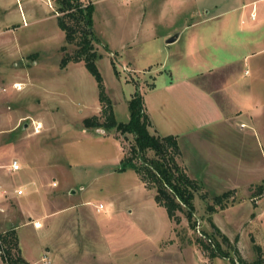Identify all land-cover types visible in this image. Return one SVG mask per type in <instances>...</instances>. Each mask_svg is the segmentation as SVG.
<instances>
[{
    "label": "rangeland",
    "instance_id": "obj_1",
    "mask_svg": "<svg viewBox=\"0 0 264 264\" xmlns=\"http://www.w3.org/2000/svg\"><path fill=\"white\" fill-rule=\"evenodd\" d=\"M82 1L95 5L94 46L102 55L97 64L107 93L115 101L118 122H128L130 113L124 100L149 88L151 66L158 68L157 64L164 63V68H172L177 55L185 51L187 33L177 30L174 35L180 32L181 39L167 48L162 36L148 38V25L137 21V7L131 12L125 7L129 0ZM235 2L184 0L182 15L191 18L190 10L194 17L195 9L206 4L231 6ZM57 10L54 0H0V86L8 89L0 99V166L17 160L31 170L29 175L21 172L11 177L12 182L6 181L8 175L4 174V180L1 176V182L9 185L0 186V232L21 227L18 232L27 257L36 261L46 248L43 264L52 260V264H238L235 249L243 259L254 261L251 236L264 249V222L257 218V212L264 211V194L260 198L252 195L264 180L237 184L231 178L239 180L238 174L243 177L250 172L264 179L261 134L252 138V152L233 153L243 164L234 168L233 175L229 168H221L227 164L228 153L221 150L220 137L209 138L203 152L215 156L212 163H191L193 154L185 153L187 173L202 188L194 201L195 226L183 212L178 213L181 223L177 225L156 203L155 190L135 171L118 172L133 137L119 135L114 129L106 132L83 127V119L101 114L97 83L84 63L60 68L65 55L61 48L66 43L58 26L62 13ZM237 15L233 12L231 16ZM160 29L163 35L166 25ZM261 42L253 49H260ZM128 44L132 47H126ZM66 48L68 54L75 50L73 45ZM127 60L136 72L129 69ZM262 60V53L247 60L243 69L248 74L239 82L252 84L264 99ZM163 80L159 78L158 84ZM258 123L264 130V112L259 113ZM217 160L221 162L213 163ZM29 182L37 184L25 186ZM19 183L25 195L15 197ZM232 189L236 190L235 199L225 209L211 211L213 197ZM38 223L46 229H35ZM208 237L229 257L210 259L198 244L200 238L208 241ZM73 242L80 249L61 261L59 248L64 252Z\"/></svg>",
    "mask_w": 264,
    "mask_h": 264
},
{
    "label": "crops",
    "instance_id": "obj_2",
    "mask_svg": "<svg viewBox=\"0 0 264 264\" xmlns=\"http://www.w3.org/2000/svg\"><path fill=\"white\" fill-rule=\"evenodd\" d=\"M129 1L124 2L125 7L129 12L137 7V21L141 26L148 25L149 39L162 36L166 39L168 48L172 46V43H169L171 38L175 37L173 43L181 39L183 34L180 35V32L174 35L177 30L187 33L185 51L177 55L172 68H164V63H159L156 65L158 68L151 66L153 69L148 71L149 79H153L151 85H154V89H145L144 96L153 125L163 136H177L183 156L186 152L193 154L191 163L194 164L212 163L215 156H205L203 152L207 151L205 146L210 141L209 138L220 137L221 150L228 153L225 157L227 164H221V168H229L232 172L230 175L235 174L234 168L242 167L243 164H240L241 158L234 156L233 153L236 152L239 156L242 150L252 152V138L261 134L264 139V130L258 123L259 113L264 112L262 93H258L248 82L243 84L239 82L243 81L241 78L243 74L245 76L248 74V70L243 69L245 62L257 53L264 54V43L261 42L264 41V0H236L231 6L223 3H220L221 6L206 4L201 6V9H195V16L198 17H193L190 10L191 18H184L182 15L186 5L183 4L184 0ZM233 12L238 15L232 17ZM252 13L256 14V20L251 18ZM180 15L182 17L178 18ZM163 25H166V29L161 35L159 31ZM259 42L260 49H253ZM107 44L111 50L115 49ZM126 47L132 46L128 44ZM125 63L129 65V69L137 70L132 67L131 61L127 60ZM262 67L264 60L260 63V70ZM159 78L164 80L158 84ZM111 99L115 110V101ZM124 101L128 105L129 99ZM219 162L221 161L217 160L213 163ZM236 162L238 164H234ZM10 165L0 166V178L3 176V179L6 174L8 175L6 181L12 182L11 177L21 172L28 175L31 173V170L23 168L21 163L19 171L11 170ZM261 176L259 173L248 172L243 177L238 174L239 180L237 176L231 180H236L237 184L241 182L251 184L255 181L259 183L264 180ZM2 179L0 186L9 185L1 182ZM36 184L29 182L25 183V186ZM17 185L13 192L15 197H19L17 190L24 189L22 183ZM257 218L261 219L262 224L264 211L257 212ZM37 225L39 226L34 227L37 230L42 227L43 230L46 229L44 224ZM20 228L16 229V233L21 258L29 264H43L41 260L46 248L44 250L42 248L43 257L36 261L27 257L18 232ZM78 248L80 249L76 242L71 244V249L65 248L64 252L59 248L58 258L63 261L69 254L76 255ZM51 250L50 248L49 252Z\"/></svg>",
    "mask_w": 264,
    "mask_h": 264
},
{
    "label": "trees",
    "instance_id": "obj_3",
    "mask_svg": "<svg viewBox=\"0 0 264 264\" xmlns=\"http://www.w3.org/2000/svg\"><path fill=\"white\" fill-rule=\"evenodd\" d=\"M58 6V26L65 33L66 45L61 48L65 53L60 62V68L66 69L71 63H84L87 71L97 83L98 100L102 107L100 115H94L83 119V127L87 130H104L109 132L116 130L119 135L132 136L134 143L130 151L123 156L118 172L127 170L135 171L141 181L150 189L155 190V201L165 208L170 220L177 225L181 223L178 213H185L191 225L195 226L193 215L195 214V198L201 191L202 186L197 179L192 178L184 166L183 155L179 146L178 137L174 135L163 136L155 129L148 113L144 93L136 91L128 102L130 119L128 122H118L113 106V101L107 93L104 78L99 70L97 62L102 55L94 46V11L93 2L85 4L82 0H54ZM73 45L75 50L72 54L66 53V46ZM115 73H117L113 63ZM149 89H154L150 85ZM153 153V157L148 154ZM236 190H229L221 195L213 197L211 211L216 207L225 209L231 199H235ZM264 194V184L255 186L253 198H260ZM203 195V199H206ZM256 208V204H254ZM9 246L15 249V264H29L20 256L19 241L16 230L6 232ZM253 250L256 259L249 262L235 249L238 264H264V250L251 236ZM203 252L210 258L229 256L224 253L216 240L208 237L207 240H198ZM216 245L217 249H216Z\"/></svg>",
    "mask_w": 264,
    "mask_h": 264
},
{
    "label": "built area",
    "instance_id": "obj_4",
    "mask_svg": "<svg viewBox=\"0 0 264 264\" xmlns=\"http://www.w3.org/2000/svg\"><path fill=\"white\" fill-rule=\"evenodd\" d=\"M256 14L252 13L251 18L253 20H256ZM15 88L20 87L19 84L14 85ZM8 92V89L6 87L0 86V99L1 97ZM11 170L13 171H19L21 169L20 162L17 160H14L10 165ZM0 193L1 188H0ZM17 195L21 196L24 194V189H19L16 191ZM103 208L102 205L99 206V211ZM15 249H12L9 246V243L6 239V232H0V264H15Z\"/></svg>",
    "mask_w": 264,
    "mask_h": 264
},
{
    "label": "water",
    "instance_id": "obj_5",
    "mask_svg": "<svg viewBox=\"0 0 264 264\" xmlns=\"http://www.w3.org/2000/svg\"><path fill=\"white\" fill-rule=\"evenodd\" d=\"M174 41H175V37L171 38V39L169 40V43H173Z\"/></svg>",
    "mask_w": 264,
    "mask_h": 264
}]
</instances>
